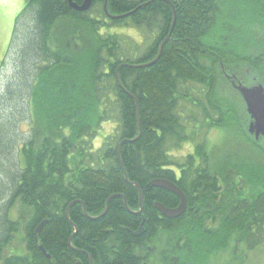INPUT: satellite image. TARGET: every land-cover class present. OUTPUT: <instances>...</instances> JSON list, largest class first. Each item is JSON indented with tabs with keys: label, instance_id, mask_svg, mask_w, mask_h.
<instances>
[{
	"label": "trees",
	"instance_id": "16d2710c",
	"mask_svg": "<svg viewBox=\"0 0 264 264\" xmlns=\"http://www.w3.org/2000/svg\"><path fill=\"white\" fill-rule=\"evenodd\" d=\"M174 20L160 58L133 67L158 56ZM116 27H133L142 39L109 31ZM16 40L19 66L0 95L12 115L0 123V264H141L137 249L158 241L167 242L163 264H211L264 245V145L240 131L239 112L217 96L220 73L238 94L232 80L248 83V69L264 79V0H93L84 12L69 0H26L1 68ZM23 99L27 118L14 103ZM107 121L113 132L95 148ZM243 121H251L247 111ZM140 125V137L121 147L122 166L118 146L137 138ZM214 128L237 136L219 160L207 140L197 142ZM186 145L192 150L174 159ZM154 179L185 193L181 217L155 207H178L180 198ZM132 183L143 194L141 214L132 212L141 208ZM17 202L31 211L26 253L6 256L20 230L9 217Z\"/></svg>",
	"mask_w": 264,
	"mask_h": 264
},
{
	"label": "rangeland",
	"instance_id": "374dc122",
	"mask_svg": "<svg viewBox=\"0 0 264 264\" xmlns=\"http://www.w3.org/2000/svg\"><path fill=\"white\" fill-rule=\"evenodd\" d=\"M26 5V0H0V51L1 50H8V46L10 45L13 30L16 24L17 17L22 12ZM24 28L21 26V23L19 24V34L23 33ZM105 31V29H104ZM109 31L114 32H123L125 34H128L132 36L136 41H140L142 39V36L140 35V32L137 31L133 27H116V28H109ZM19 38V37H18ZM19 45V41L16 40L13 48L10 49V53L7 55V59L4 61L5 65L1 68L0 67V95L2 91L5 89L8 83H10V80L13 78V76L16 73V69L18 68V62L16 59V55L14 54L16 52L15 46ZM15 51V52H14ZM3 59V58H2ZM0 59V61H2ZM237 68V67H232ZM234 70V69H232ZM237 70H241L240 67H238ZM248 83H245V85H252L256 83H262L264 85V81H261L263 79V75L258 74L257 72H254L252 70L249 71ZM264 80V79H263ZM252 81V82H249ZM232 84V83H231ZM217 96L223 100H225V103L230 104L237 113L239 112L240 115V125L238 128H240V131L242 130L248 133V125L247 127L244 125V118H245V112L246 108L243 104L242 98L240 94H238L236 91L233 90L230 83L224 78V75L221 73L218 77V86H217ZM27 99V98H26ZM25 99L21 100L20 102L17 100L14 102L18 108L19 112L23 113L24 117L27 118V107L25 106ZM8 111L6 112L1 108L0 105V123L8 120L7 116ZM114 124L110 121L104 122L102 124L101 129L99 130V133L97 137L94 140L95 148H99L103 142L105 141L106 137L110 135L113 132ZM29 125L28 123H23L20 125L19 131H21V137L24 140L28 136L29 132ZM233 130H237V127L233 128ZM239 131V130H238ZM239 131V132H240ZM231 130L226 131L225 128H214L209 130V132L206 134L205 132L201 135V138H198V141L207 140L208 148L212 153L213 157H216V160H219L221 155L226 151L225 149H230L229 152L233 151L235 146V140L237 139V136L234 137V133H232ZM206 134V135H204ZM253 136V135H251ZM23 139H19L20 141H23ZM256 140V139H255ZM261 144L264 145L263 138H260L258 140ZM21 144L19 143V146ZM192 148L189 146L182 147L179 151L173 152L174 159L180 160L185 155H187ZM214 152V153H213ZM7 164V163H5ZM10 218L14 221H18L20 230L15 234L14 239L12 242L5 248V255H24L26 253V231L25 227L28 221V218L31 214L30 208L24 206L21 202H17L14 207L11 209L10 212ZM181 217V216H180ZM168 238V241L172 247L175 245L177 241H173L174 237L173 235H165L164 237ZM159 240V238H158ZM167 242H165L166 244ZM165 244H162L161 242H157V246L155 243L151 244V251L149 252V249L146 251H143L142 255L144 257H147V262L149 264H163L162 260L158 256L160 254L161 249ZM157 249V251H156ZM147 255V256H146ZM222 256L215 260L214 262L211 261V264H264V245H261L260 247L256 249H250L246 246H244L240 251L236 253V256L234 254H230L229 252L222 253Z\"/></svg>",
	"mask_w": 264,
	"mask_h": 264
},
{
	"label": "water",
	"instance_id": "95a60500",
	"mask_svg": "<svg viewBox=\"0 0 264 264\" xmlns=\"http://www.w3.org/2000/svg\"><path fill=\"white\" fill-rule=\"evenodd\" d=\"M69 2H70V6L72 8H74L75 10L80 11V12H84V11L89 10L93 5V0H84L82 4H77L74 0H69ZM105 10L107 12V6L106 5H105ZM131 13H133V12H129V13L124 14V15H116V16L110 15V16L114 19H119V18L127 17ZM174 25H175V20H174L173 26L170 30V33L168 34V36L165 38V40L161 44L158 56L151 62L133 65V67H147V66L154 64L160 58L162 50H163V46L165 45L166 41L170 38L172 31H173V28H174ZM123 65H128V64H123ZM117 81H118L119 85L122 88H124V86L120 80V77H119V72L117 73ZM232 84H233L234 88L241 95V97L245 103V106H246V111H247L248 115L250 116L251 121L248 125L249 134L253 135L257 141L260 138L264 139V85L260 82L256 83V84H252V85H243L241 82H239V83L233 82ZM137 103H138V101H137ZM139 123H140V119H139ZM139 130H140V134L137 138H135L133 140H124L118 146L117 154H118V158H119L122 166H123V163L121 161V154H120L121 147H122L123 143H125L126 141L134 142L135 140H137L141 135V125L139 126ZM124 171H125V169H124ZM127 180H128V177H127ZM128 182H129V180H128ZM132 184L138 187L137 184H135V183H132ZM151 185L154 187H158V188L170 191V192L176 194L180 198V204L178 207H175V208H169V207H167V206H165L159 202L155 203L156 208L160 211V213L165 218L175 219V218H179L180 216H182L185 213V211L187 210V207H188L187 197H186L185 193L182 191V189L179 188L174 182L166 180V179H154V180H152ZM138 189H139V193H140V203L139 204H140L141 208L137 212H135V211H132V212L136 213V214H141L142 213L143 194H142L141 189L139 187H138ZM113 197L114 196H112L108 200V203ZM107 209H108V204H107L106 210L100 216H103L104 214H106ZM83 210H84L85 215L91 219H99V217H100V216L90 217L85 206H83ZM66 215H67L68 219L70 220L69 210L67 211ZM47 222H48V220H44L43 222H41V224L38 226V228L35 231V235H38L41 232L42 228L44 227V225ZM144 222H145V219L143 218V221H142L139 229L137 231L133 232V234L135 236H141L144 233ZM75 228H76V231H75L74 235H76L77 231H78L77 227H75ZM71 239H70V244H71ZM40 248H41L42 252L47 256V258L51 257L49 254H47V252L43 248V246H41Z\"/></svg>",
	"mask_w": 264,
	"mask_h": 264
},
{
	"label": "flooded vegetation",
	"instance_id": "af4514ba",
	"mask_svg": "<svg viewBox=\"0 0 264 264\" xmlns=\"http://www.w3.org/2000/svg\"><path fill=\"white\" fill-rule=\"evenodd\" d=\"M230 78V77H229ZM231 80V79H230ZM233 82H236L237 83V80L236 79H233L232 80V83ZM187 146H189V145H186L185 147H187ZM193 146L192 145H190V148H192ZM156 207V206H155ZM151 245H148V246H143V247H139L137 250H138V252H141V253H143V251H146V250H148L149 249V252L151 251ZM51 258V257H50ZM50 258H48V259H50ZM140 258H142V259H144V260H142V262L143 263H141V264H146V261L145 260H147V257H144V256H141ZM79 264H82V263H79ZM90 264H93V258H91L90 259Z\"/></svg>",
	"mask_w": 264,
	"mask_h": 264
},
{
	"label": "crops",
	"instance_id": "0c3cea01",
	"mask_svg": "<svg viewBox=\"0 0 264 264\" xmlns=\"http://www.w3.org/2000/svg\"><path fill=\"white\" fill-rule=\"evenodd\" d=\"M8 48H9V46H8ZM6 53H7V50H1L0 51V59H2V58L4 59ZM1 64H2V61H0V67H1Z\"/></svg>",
	"mask_w": 264,
	"mask_h": 264
},
{
	"label": "bare ground",
	"instance_id": "6f19581e",
	"mask_svg": "<svg viewBox=\"0 0 264 264\" xmlns=\"http://www.w3.org/2000/svg\"><path fill=\"white\" fill-rule=\"evenodd\" d=\"M250 123V122H249Z\"/></svg>",
	"mask_w": 264,
	"mask_h": 264
}]
</instances>
